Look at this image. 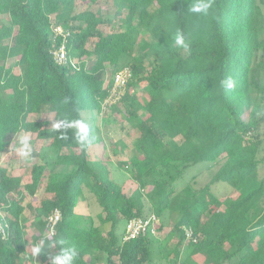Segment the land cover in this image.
Listing matches in <instances>:
<instances>
[{
    "label": "trees",
    "instance_id": "obj_1",
    "mask_svg": "<svg viewBox=\"0 0 264 264\" xmlns=\"http://www.w3.org/2000/svg\"><path fill=\"white\" fill-rule=\"evenodd\" d=\"M78 1L98 3L0 0V16L10 20L0 23V154L16 136L32 133L43 148L33 147L30 158L44 160L33 163L27 183L0 163V211L9 226L7 237L0 234V264H26L28 206L48 237L77 247L75 264H96L95 251L107 254V264H147L150 237L124 240L125 228L122 240L117 234L121 221L148 214L145 195L159 217V230L163 212L171 210L179 214L174 231L180 244L185 227L199 235L197 243L188 244L206 256L205 264H264V86L253 78L264 62V0H213L207 16L187 10L192 0H112L116 12L108 18L100 8L76 12ZM115 17H120V30L105 34L100 25ZM55 23L69 31L66 49L76 62L55 61L53 50L62 43L53 32ZM177 30L190 41L188 48L175 44ZM143 33L153 41H142ZM137 46L151 56L149 64L136 58L120 65ZM90 56L92 64L86 60ZM123 67L131 69L132 77L109 108L139 132L129 159L138 186L130 194L112 177L108 161L89 152L102 141L99 119L110 113L100 114L102 103ZM228 76L237 82L231 91L220 87ZM50 113L64 122V129L56 132L48 120L30 118ZM70 119L85 121L95 135L87 148L66 127ZM199 163L211 171L210 180L197 188L193 175L179 192L185 170ZM51 166L66 171L47 176ZM232 182L236 194L212 192L213 185ZM43 186L45 195L33 208L26 193L34 196ZM82 198L95 199L101 208L98 225L78 223ZM55 210L61 219L49 235L48 218ZM106 223L110 227L104 231ZM58 251L46 245L39 256L51 264Z\"/></svg>",
    "mask_w": 264,
    "mask_h": 264
},
{
    "label": "rangeland",
    "instance_id": "obj_2",
    "mask_svg": "<svg viewBox=\"0 0 264 264\" xmlns=\"http://www.w3.org/2000/svg\"><path fill=\"white\" fill-rule=\"evenodd\" d=\"M89 3L78 1L76 3V12L85 10V8L90 7L93 9L100 8L102 15L106 18L113 16L116 12L112 0H98V3L95 5H90ZM10 23L9 18L6 15L0 16V23ZM120 17H115L111 23L101 24L100 29L106 34L110 32H115L121 28ZM142 41L152 42L153 37L148 33H143ZM142 59L143 62L148 65L151 59V56L137 46L134 54L132 56H126L121 60L120 65L126 64L133 59ZM88 64H92L94 57H86ZM260 61V59L258 58ZM261 62V61H260ZM14 59H10L8 65H13ZM261 66L253 78L260 83L261 86H264V62L260 63ZM112 72V67H109V70L106 75L108 80ZM143 96V94H140ZM110 111V110H109ZM144 114V111H142ZM112 117V118H111ZM31 119H46L50 122V125L53 126L57 120L54 118V114H33L30 117ZM103 120V121H100ZM100 124V136L102 141L92 148L89 152L92 158H104L108 161V164L111 168L112 177L120 184L123 191L127 194H130L138 184L131 177L130 172V163L129 159L134 154V144L133 142L139 136V132L135 129L128 121L118 114L110 113L107 115V118L99 119ZM23 134V133H22ZM31 136V144L35 149L42 150L43 141L37 140L35 134L27 133ZM261 134L264 137V125L261 129ZM21 135V134H20ZM20 135L14 138V141L9 145L3 153L0 154V163L6 166L8 169L13 170L17 174L21 173L23 175V182L27 183L30 181V173L32 170L33 163L43 162V158L36 159H25L20 157L16 153V148L19 143ZM119 162H126L127 164L122 166L119 165ZM66 171V168L63 166H51V169L47 170V176L50 173L58 174ZM214 171V170H213ZM193 175H197L196 182H194L195 187L204 186L211 178L212 173L207 168L205 163H199L188 167L183 177L179 180L178 190H182L183 185L188 183L191 180ZM261 176H264V171L261 173ZM45 182V180H44ZM237 184L232 182L231 184H215L212 186V192L217 195H223L224 192H230L231 194L237 193ZM26 202H29L34 207L39 205L40 200L45 195V187H41L39 192L36 195H30L26 193ZM148 195L144 196L145 202V211L146 213L153 212L151 200ZM261 206L264 205V199L261 201ZM101 210L98 203L95 199L87 201L85 198H82L78 206L76 207V214L78 216V223L82 224L85 227H89L90 224L98 225L99 218L97 216L98 212ZM26 216L31 220V223L27 225L29 231L26 232L29 238V253L30 257L27 258V255L22 256V260L26 264H46L45 261L38 255L37 257L32 255V247L34 244L39 242L43 237L47 236L45 229L43 230L40 225L36 222V216L32 208L29 206L25 210ZM36 219V220H35ZM179 219V214L176 211L165 210L161 216V222L163 223V228L159 230L157 235L151 236L152 240V256L151 260L147 264H205L206 256L196 250L194 245H189L188 241L184 240L180 244V235L176 233L175 223ZM126 226L125 221H121L120 226L118 227L117 234L122 240L124 233V228ZM110 227L109 223H106L102 228L104 231H107ZM173 233V234H172ZM42 235L43 237L35 240V235ZM30 236V237H29ZM124 238V236H123ZM180 251L179 256H176V250ZM90 257V256H89ZM93 259L96 261V264H107V254L101 251H95L92 255Z\"/></svg>",
    "mask_w": 264,
    "mask_h": 264
},
{
    "label": "clouds",
    "instance_id": "obj_3",
    "mask_svg": "<svg viewBox=\"0 0 264 264\" xmlns=\"http://www.w3.org/2000/svg\"><path fill=\"white\" fill-rule=\"evenodd\" d=\"M213 7V0H192L188 7V11L195 15L207 16ZM175 44L183 48H188L190 46V41L185 36V34L177 30L174 34ZM237 86L236 80L231 77H224L220 81V87L224 90L231 91ZM66 127H70L74 130L75 140L80 145L81 148H87L96 139L95 135L92 133L89 125L81 119H70ZM65 125L62 120H58L53 124V130L56 132L64 129ZM62 139H67L65 132H60ZM33 147L31 144V136L27 133L21 134L19 137V143L16 148V153L25 159L31 157ZM48 247H59V251L51 256V264H75V260L79 255L77 247L68 242L64 238H59L52 240L50 237L45 236L39 242L34 244L32 247V255L37 257L45 246Z\"/></svg>",
    "mask_w": 264,
    "mask_h": 264
},
{
    "label": "built area",
    "instance_id": "obj_4",
    "mask_svg": "<svg viewBox=\"0 0 264 264\" xmlns=\"http://www.w3.org/2000/svg\"><path fill=\"white\" fill-rule=\"evenodd\" d=\"M55 36L62 38L61 45L53 50V56L58 64H66L76 62V59H70L66 49V41L69 35V31L62 25L55 23L53 27ZM114 86L110 90L109 95L102 103L101 115L109 111V106L119 101V99L125 93V86L128 80L132 77V71L129 67H123L114 74ZM252 132L246 135V140L250 139ZM61 219V213L55 210L48 218V234L52 235L55 231L56 224ZM159 217L156 213L151 212L146 215L136 216L126 222L124 240H130L137 237H151L158 234ZM8 223L3 221V214L0 211V234L3 238L8 235ZM185 240L192 243L199 241V235L194 232L191 227L184 228Z\"/></svg>",
    "mask_w": 264,
    "mask_h": 264
},
{
    "label": "crops",
    "instance_id": "obj_5",
    "mask_svg": "<svg viewBox=\"0 0 264 264\" xmlns=\"http://www.w3.org/2000/svg\"><path fill=\"white\" fill-rule=\"evenodd\" d=\"M25 217H26V222L24 223V227H25L26 232L29 233V231H28V229H27V225H29V224L31 223V220L26 216V214H25ZM29 234H30V233H29ZM26 235H27V234H26ZM29 237H30V236H29ZM29 245H30V243H29ZM26 255L28 256L27 258L30 257L29 247H28V249H27V251H26Z\"/></svg>",
    "mask_w": 264,
    "mask_h": 264
}]
</instances>
